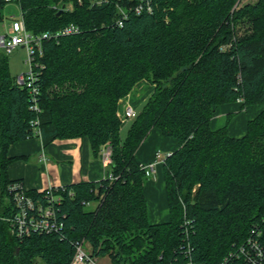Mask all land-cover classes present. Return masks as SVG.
Listing matches in <instances>:
<instances>
[{
  "label": "trees",
  "instance_id": "1",
  "mask_svg": "<svg viewBox=\"0 0 264 264\" xmlns=\"http://www.w3.org/2000/svg\"><path fill=\"white\" fill-rule=\"evenodd\" d=\"M240 1L15 3L32 34L78 31L43 39L39 112L0 49V264H71L81 241L113 264H219L231 255V264H245L235 254L259 232L264 248V108L242 137L229 135L228 124L211 126L221 107L264 106V0ZM7 4L0 0V27ZM141 81L153 92L123 125L120 102ZM35 120L44 146L85 138L99 157L108 145L110 177L58 189L62 227L19 236L8 221L18 210L9 186L21 180L8 167L25 157L9 149L34 137ZM153 130L177 143L160 165L169 215L161 223L150 220L148 178L136 157ZM26 196L47 205L46 192Z\"/></svg>",
  "mask_w": 264,
  "mask_h": 264
},
{
  "label": "crops",
  "instance_id": "2",
  "mask_svg": "<svg viewBox=\"0 0 264 264\" xmlns=\"http://www.w3.org/2000/svg\"><path fill=\"white\" fill-rule=\"evenodd\" d=\"M153 89L154 86L147 81L138 83L132 92L120 102L119 112H122L127 105L138 110L153 92ZM236 107L235 105L222 107L223 112L218 111L212 119L211 126L214 127L218 120L225 121L227 119L226 112L227 114L232 113ZM255 108L257 107L248 108L246 111L248 114H255ZM238 120H240L239 125L235 127L231 125L228 128L229 135L233 137H242L246 132L247 120L244 117H239ZM176 149L177 143L174 140L163 138L159 131L153 130L138 149L136 157L143 165L151 162L158 150L166 153L164 155H168ZM108 151L111 152L110 147L105 145L99 157H95L89 141L85 138L55 140L44 146L41 137L34 136L11 145L10 156L25 158L12 163L8 167V175L11 180H21L29 190L37 191L48 187H65L82 181L99 182L110 177L111 158H106L104 155V152ZM161 169L162 167L159 166L157 175L155 178H151L154 181L145 185L147 199L149 191H154L156 188H158L156 190L161 189L163 181ZM156 208L157 221H168L166 194L164 195L162 191L158 194ZM161 210H163V214L160 215Z\"/></svg>",
  "mask_w": 264,
  "mask_h": 264
},
{
  "label": "built area",
  "instance_id": "3",
  "mask_svg": "<svg viewBox=\"0 0 264 264\" xmlns=\"http://www.w3.org/2000/svg\"><path fill=\"white\" fill-rule=\"evenodd\" d=\"M6 3H18L20 0H3ZM99 0H97L98 2ZM65 9H72V4L65 5ZM138 7L136 11H139ZM10 25L7 27L4 33L0 34V49H3L6 53L13 52L17 47H22L27 52V58L25 64L28 66V71L16 76V84L24 89L27 88L31 92L32 109L39 112L37 105L36 95L39 94L38 87L35 82L38 79V74L35 69L38 67L43 69L44 66L36 61V57H42V42L43 39L58 38L59 35H69L76 33L78 29L69 25L63 28L59 33L46 32L42 35L32 34L25 26L23 15L20 10V16L10 17ZM121 24V22H119ZM122 117L123 125L134 119L137 115L136 109L127 105L122 112H119ZM38 120L31 121V128L33 129L34 136L40 137V129L38 127ZM105 157H110L111 152H104ZM168 155H163L160 151L155 154V158L147 163L143 164L142 168L145 171L147 178H153L157 174L158 166L163 164ZM64 187H48L40 193L46 192L47 205H44L40 201H34L30 197L26 196V192L29 190L22 181H16L9 186V193L13 196L16 207L18 208L16 214L8 221L19 236L29 235L31 232H44L52 233L62 227L61 222L56 218L54 209L55 203L60 202L61 198L55 196L54 192ZM92 204H88L90 207ZM260 232L255 236L248 238L245 245L239 248V253L235 254L238 259H243L245 264H264V248L259 242ZM86 241L76 243V250L73 261L71 264H100L97 256H92L91 248L87 249ZM106 257V256H105ZM109 257V256H108ZM233 255L226 257L219 264H231ZM110 258V257H109ZM111 261V259H110ZM112 263V261H111ZM113 264V263H112Z\"/></svg>",
  "mask_w": 264,
  "mask_h": 264
},
{
  "label": "rangeland",
  "instance_id": "4",
  "mask_svg": "<svg viewBox=\"0 0 264 264\" xmlns=\"http://www.w3.org/2000/svg\"><path fill=\"white\" fill-rule=\"evenodd\" d=\"M256 1L257 0H241L240 1V6H242V5L246 4V3H255ZM3 14H4V21L2 22L1 27H0V31L2 33H4L6 31V29H7V27L10 25V22H11L10 17L15 16L16 18H18L20 16V9L17 7V5L15 3H8L6 5V7L4 8ZM6 54H7L8 61H9L10 72H11V75L13 77H16L17 75L28 71V66L25 64V60L27 58V52H26V50L24 48L17 47L13 52L6 53ZM238 103H242V101L240 100V101H238ZM235 106H237V105H235ZM261 108H264V106L255 108V110H256V113L255 114H253L252 112H251L252 114H248V112L246 111L247 109L240 111L239 110V107H236L232 111V113L234 114V116L231 118V120L229 122L227 121V119H225V121L224 120L223 121L222 120H218L216 122V124L214 125V127H212V128L213 129L222 128L223 126H226L227 124H228V128L231 125L233 127H235V126L239 125V122L241 120V118H240V120H238L239 117H244L245 120H247V121L248 120H251V119H253L258 114L257 112H259L261 110ZM222 109L223 108L221 107L219 109V111H222ZM225 115L227 117V112H226ZM247 121H246V124H247ZM126 132H127V129L122 133V136L123 137L125 136ZM244 134H245V132L243 133V135ZM158 151H160V150H158ZM158 151H156V153ZM162 154L164 155L166 153L163 152ZM159 166H158V168H159ZM161 171H162V169H161ZM157 173H158V170H157ZM162 175H163V171H162ZM151 181H154V180L151 179V178H148L145 185H147ZM156 189H158V188H156ZM156 189L154 191H149L148 192V199H147V201H148V209H149V213H150V220H151L152 223L166 222V221H157L158 219L155 216V212H156V209H157L156 206H157V197H158V194H160L161 191H162L164 193V195H165L163 181L161 183V189L160 190H156ZM91 206L93 208H96L97 207V204L96 203H92ZM160 212H161L160 215L163 214V210H161ZM86 245H87V243H86ZM90 248H91V246L90 245H87V249H90ZM99 263L100 264H112L111 261H110V258L108 256H106V257H100L99 258Z\"/></svg>",
  "mask_w": 264,
  "mask_h": 264
},
{
  "label": "water",
  "instance_id": "5",
  "mask_svg": "<svg viewBox=\"0 0 264 264\" xmlns=\"http://www.w3.org/2000/svg\"><path fill=\"white\" fill-rule=\"evenodd\" d=\"M65 10V5L62 6V8L59 10L58 15H60Z\"/></svg>",
  "mask_w": 264,
  "mask_h": 264
}]
</instances>
